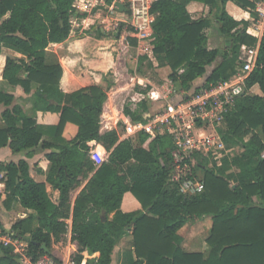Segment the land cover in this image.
<instances>
[{"label":"trees","instance_id":"1","mask_svg":"<svg viewBox=\"0 0 264 264\" xmlns=\"http://www.w3.org/2000/svg\"><path fill=\"white\" fill-rule=\"evenodd\" d=\"M75 1L0 0V53L11 52L0 56L2 79L20 85L25 93L36 84L34 110L60 114L59 124L49 127L56 137H61L66 122L78 126L71 141L41 143L50 150L45 155L50 162L46 182L59 193L56 204L45 184L30 176L25 161L0 166L7 192L5 207L17 202L33 211L10 226L15 236L27 242V264L51 255V245L68 232L76 243L73 259L78 263L111 264L114 248L129 236L123 264H264V32L258 39L238 29L240 22L225 9L228 0H155L151 4L154 57L170 69V80L181 89L190 87L212 65L203 86L227 80L242 64L241 46L259 41L256 66L245 78V89L257 86L260 93L237 97L219 129L226 147L241 151L219 159L194 155L198 162L192 174L203 180L204 188L185 195L171 180L173 144L168 135H157L144 148L145 133L123 140L116 129L100 133L106 92L116 85L114 80H107V89L91 85L66 93L59 88L61 66L44 63L46 51L68 39ZM193 1L214 9L218 32L230 41L227 50L207 48L204 30L210 21L190 17L187 4ZM234 1L255 15L252 0ZM11 102V95L0 92V104ZM146 109L144 102L134 110L129 105L121 107L134 121L143 120ZM2 118L0 147L8 144L9 137L12 152L41 142L44 127L18 105L4 110ZM83 182L72 200V192ZM126 192L138 201L140 211L120 210ZM205 218H210L207 254L185 251L178 231ZM20 260L12 246L0 243V264H22Z\"/></svg>","mask_w":264,"mask_h":264},{"label":"crops","instance_id":"2","mask_svg":"<svg viewBox=\"0 0 264 264\" xmlns=\"http://www.w3.org/2000/svg\"><path fill=\"white\" fill-rule=\"evenodd\" d=\"M104 1L105 3L111 2V0ZM153 1L155 0H150L151 4ZM225 9L234 20L240 22L238 29L245 30L248 34L256 32L254 29L256 25V17L249 8H242L236 4L234 0H228L225 4ZM187 10L193 20L206 19L210 21V26L204 30L207 37L208 49H219L220 51H223L230 47L229 39L225 38L218 32L217 22L215 21L213 14L214 9L203 3L193 1L187 4ZM75 12L76 13L70 18V34L68 39L65 42L52 45L45 53L44 63L46 65L59 64L61 66L62 76L59 81V88L66 93H71L91 85H98L103 89H107L108 81L114 80L116 85L106 92L107 99L104 102L101 113L100 133H104L111 129L118 130L119 115L117 96L119 92L123 91V88H119L117 85V78L113 77L115 75H122V73L118 71V65L120 64L119 61L121 58L118 54V46L121 51L126 50L125 53L132 52L129 54L130 58H128V60L133 63L135 68L134 74L130 75V79L134 83L137 82L138 84H143L145 81L142 76L137 74V69L140 65L148 60H154L155 62L158 61L153 53L150 56L136 57V40L133 37H127L128 44L121 40L119 34L116 36L114 35V37H109L108 34L103 31V25L101 24V19L104 15L103 8L92 10L91 12H83L75 9ZM73 23H75L77 27L72 28ZM8 54H11V52L3 51L0 53V56L6 57ZM141 59H143V61H141ZM165 67L168 68L167 66ZM213 67L214 65L208 67L206 73L202 77L194 80L190 87L185 90L178 89L179 91H176L170 99L178 97L179 94H181L180 92L185 91L183 94L190 93L203 86ZM1 72L2 68L0 67V92L11 95L12 102L9 106L0 104V130L5 128V123L2 118L3 111L18 105L25 114L34 116L36 123L39 126L44 127V134L41 142L37 146L20 152H12L9 147V142L11 141V138L9 137L8 144L0 147V166L10 162L18 163L21 160L25 161L28 164L30 176L34 181L45 184L49 198L56 204L59 193L46 182V174L50 168V162L45 155L50 150L42 148L41 143L43 141H49L53 144H63L64 142L71 141L77 135L78 126L72 122H66L62 128L61 137H56L49 127L57 126L59 124L60 114L52 111L34 110V93L37 88L36 84H32L30 93H25L20 85H11L6 80L2 79ZM135 88L138 89L139 87L136 86ZM135 88V96H131V99L134 102L135 100H138V103H134V108L129 107L134 110L144 102L147 109L144 111L143 117L145 114L155 111L156 109L150 107V104L157 101L153 96L154 89H150L149 86H147L146 89L139 88L136 90ZM248 93L259 94V88L254 86L248 91ZM165 96L167 99L168 95H164V97ZM114 97L116 98L114 99ZM166 99L162 102V105L167 101ZM162 105L160 103V107ZM132 139L135 138L133 137ZM148 144H143V147L147 148ZM84 183L85 182L72 192V200L75 198ZM6 193L5 185H1L0 224L4 229L10 228L14 221L33 213L31 209H23L17 202H14L11 208H6L4 205ZM120 210L124 213L135 212L140 211L141 206L130 192H126L122 197ZM187 226L195 225H192V223L186 224L178 231V234L182 237L181 247L185 251L191 252L192 250L185 247L187 246V240H185L181 233V230H184ZM64 236L69 237L68 240L71 242L69 232ZM119 246L120 245H118V248ZM116 248L117 246L113 250L112 258ZM124 251L125 250L123 249L118 252V264H122L125 253Z\"/></svg>","mask_w":264,"mask_h":264},{"label":"built area","instance_id":"3","mask_svg":"<svg viewBox=\"0 0 264 264\" xmlns=\"http://www.w3.org/2000/svg\"><path fill=\"white\" fill-rule=\"evenodd\" d=\"M256 15V32L250 33L260 39L264 32V0H252ZM116 3L123 6L121 11ZM101 24L109 37L114 33L120 35L126 44L127 37L136 40V57L150 56L153 53L155 14L151 12L150 0H77L72 9L83 12L102 9ZM76 13V12H74ZM128 32V33H127ZM259 41L254 46L241 47L245 61L227 80L217 81L208 86H201L190 93L180 92L178 97L164 99L165 103L153 112L145 114L143 120H132L123 113L118 117V137L120 140L132 139L138 133L147 134L144 145L157 135H168L173 147L169 151L171 162V180L178 183L179 191L185 195L199 193L204 182L192 174L194 155L216 159L232 155L227 148L219 129L223 126L224 115L233 107L235 99L248 91L245 78L256 66ZM183 94V95H182ZM264 157V151L262 152ZM4 185V172L0 170V186ZM71 240V239H70ZM0 243L12 246L21 256L22 264H27L25 256L26 240L15 236L10 228L4 229L0 224ZM76 244V243H75ZM61 257L43 255L32 264H86L76 262L67 251Z\"/></svg>","mask_w":264,"mask_h":264},{"label":"rangeland","instance_id":"4","mask_svg":"<svg viewBox=\"0 0 264 264\" xmlns=\"http://www.w3.org/2000/svg\"><path fill=\"white\" fill-rule=\"evenodd\" d=\"M75 27H77V25L73 23L72 28H75ZM125 52L126 50L121 51V49L118 46V54L121 57L119 61L120 64L118 65V71L122 73V75H117L116 78H117L118 87L123 88V91L119 92L117 96L119 116L122 114L121 107L123 105H129L130 107L134 108L133 106L134 103H138V100H135L134 102L131 99L132 98L131 96H135L134 88L136 86L141 89H146L147 86H149L150 89L151 88L154 89L153 96L159 102L156 101L153 104H150V107L152 109H157L158 107H160V103L162 105V102H164L165 100L164 95H168V98L170 99V97H172L176 91H179L178 89H181L176 83L170 80L169 78L170 69L166 68L162 64H159L158 62H155L154 60L146 61L145 63L140 65L137 69V74H139L140 76L144 78L145 80L144 83L143 84H138L137 82L134 83L130 79V75L134 74L135 68H134L133 63H131L128 60V58H130L129 54H131L132 52H128V53H125ZM240 59H241V62L245 61V56L243 55L242 50L240 51ZM181 90H185V89H181ZM115 98L116 97H114V99ZM120 125L121 123H118V126ZM240 151H241L240 147H236V148H233V150H231V153L234 154ZM196 162L198 161L194 159V165L196 164ZM210 166H211V163H208L206 167H210ZM231 186L234 187L235 184L231 182ZM192 225H195V226H187L184 228V230H181L182 235L184 236L185 240H187V246L185 247L189 250H192V252H202L204 254H207L209 248L205 240L209 232L210 218H205L203 220L196 221L192 223ZM68 239L69 237L63 236L60 242L53 243L51 245V255L55 257H61L63 253L66 251L65 249L67 248V251L73 257L74 252L76 250V244L75 242H72V241L69 242ZM118 245H120L119 248H118ZM118 245L113 254L111 264H118V252L119 251L124 249L126 252L129 250L130 237L127 236L123 238L119 242ZM125 257H126V254H124L122 264L125 263Z\"/></svg>","mask_w":264,"mask_h":264},{"label":"water","instance_id":"5","mask_svg":"<svg viewBox=\"0 0 264 264\" xmlns=\"http://www.w3.org/2000/svg\"><path fill=\"white\" fill-rule=\"evenodd\" d=\"M116 5L118 6V8H119L121 11L123 10V6H122L120 3H116ZM114 35L116 36V35H117V32H115ZM103 220H105V219L103 218ZM43 247H44V245H43Z\"/></svg>","mask_w":264,"mask_h":264}]
</instances>
